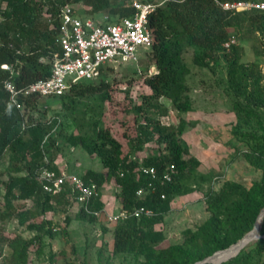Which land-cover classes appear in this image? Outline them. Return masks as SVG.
<instances>
[{
    "label": "trees",
    "instance_id": "obj_1",
    "mask_svg": "<svg viewBox=\"0 0 264 264\" xmlns=\"http://www.w3.org/2000/svg\"><path fill=\"white\" fill-rule=\"evenodd\" d=\"M157 1H148L155 5L148 16L154 40L148 52L143 53L147 54L143 83L149 92L141 96L140 103L133 105L131 111L134 116H144L152 123L151 131L147 125L144 126V134L155 137L154 142L162 149L143 165L154 167L158 176L167 166L174 165L176 174L172 182L164 185L156 182L154 190L146 191L142 198L136 197L135 192L139 188H147L148 178H136V165L128 155L123 154L121 143L107 129L100 127L103 105L111 99V84L105 77L112 68H106L96 80L81 81L71 86L66 93L54 99L60 100L61 108L72 117L73 122L77 117L82 123L86 120L89 133L87 131L85 135L76 137L73 144L88 155H97L101 162L103 171L88 170L80 178L86 183L94 182L98 188L113 180L121 189L119 200L123 209L144 206L155 212L151 218H130L111 224L115 225L112 231L113 255L130 256L138 264H196L242 239L253 229L264 208L263 76L256 74L253 64L240 62L241 46L233 44L228 51L223 47V43L234 37L229 35V29L235 28L241 19L264 31V12L232 13L220 6L224 2L241 0ZM78 3L89 8L87 11L76 8L84 18L96 19V15L129 18L133 13L128 5L112 6L106 0H0V158L3 153L7 154L13 159L12 172L25 173L23 177L12 176L7 181L0 179V187L4 186L8 196L16 189L21 198L38 199L37 203L41 202L43 207L52 198L68 194L51 196L43 192L36 179L38 172L44 168L55 175L61 173L55 164L58 149L52 139L56 123L34 121L31 115H27L42 104L39 97L20 98L23 111L9 105L4 83L11 82L20 90L49 76L53 57L61 52L56 43L60 9ZM188 48L194 50L193 64L202 68H213L211 65L222 53L230 88L238 98H246L236 102L237 116L257 123V130L249 135L255 148L244 157L250 166L260 170L261 178L248 188L234 181H225L217 191H208L205 200L208 216L205 221L195 229L185 230L180 243L170 244L154 226L171 210L175 198L201 192L203 184L210 180L207 175L198 172L200 163L196 158L185 157L188 152L182 139L187 124L180 116L192 111L187 85L190 69L183 58ZM3 65L10 70L2 69ZM151 68L155 72L148 74ZM250 88L252 92L248 91ZM162 100L169 101L171 109L177 113V125L160 126L152 121L149 113H168L169 109ZM77 126L80 127V124L77 123ZM100 202L93 200L91 210L102 208ZM6 209L10 206L6 205ZM77 219L88 222L98 220L83 210L77 213ZM44 223L27 226L29 231L36 232L29 240L0 236V260L6 256L13 260V264H30L29 247L40 240V235L50 233ZM103 231L106 232V229L103 228ZM259 233L264 236V218ZM243 249L226 263L259 264V259L264 261V238L257 240L252 249ZM223 254L228 255L219 253L213 258ZM213 258L208 264H216Z\"/></svg>",
    "mask_w": 264,
    "mask_h": 264
},
{
    "label": "rangeland",
    "instance_id": "obj_2",
    "mask_svg": "<svg viewBox=\"0 0 264 264\" xmlns=\"http://www.w3.org/2000/svg\"><path fill=\"white\" fill-rule=\"evenodd\" d=\"M106 1L112 6H127L132 0ZM72 5L79 11L87 8L81 3ZM95 18L100 20L102 16L96 15ZM244 21L241 19L235 28L231 27L229 35H233L235 45L243 49L240 62L253 64L256 74L263 76L264 86V31ZM193 54L194 50L188 48L183 56L190 69L187 85L192 111L180 116L187 124L182 139L188 152L185 157L196 158L200 163L198 172L207 175L210 180L203 184L201 192L175 198L171 203V210L154 226L170 244L180 243L185 230L195 229L205 221L208 216L205 206L208 191H217L225 181H234L248 188L261 178L260 170L250 166L244 157V154H250L255 148L249 135L257 130V123L238 118L234 106L237 101L242 102L246 98H238L230 88L227 82V65L222 53L218 54L216 63L210 69L194 65ZM146 55H140L139 62H124L106 73L105 78L111 84V99L103 105L100 124V127L107 129L121 143L123 154L130 157L136 169L162 150L154 142L155 137L152 138L149 133L147 136L144 134V126L147 125L151 131L152 123L144 116H134L131 111L133 105L140 103L141 96L149 92L143 83ZM148 72L153 74L155 70L150 69ZM248 91L252 92V89ZM41 102L36 110L29 111L27 115H31L34 121H55L52 139L58 149L55 160L58 171L78 177L88 170L103 171L97 155H88L81 147L73 144L76 137L87 133L86 120L82 123L80 117H77L73 122L72 117L61 108L59 99L48 98ZM165 103L170 110V102ZM169 110L163 115L158 112L149 114L152 121L160 126L177 125V113L173 108ZM12 163L10 156L4 153L1 155L2 181H7L12 176L25 175L24 172L13 173ZM67 191L69 188H66ZM100 192L107 208H117L121 204V189L113 180L104 184ZM37 201L33 197H19L16 189L8 196L4 186L0 187V236L29 240L36 235V232L27 228L31 223L45 222V229H50L49 234L40 235V240L29 247L30 264H138L130 256H114L112 231L115 225H106L102 218L93 222L77 219V212L71 207L68 194L52 198L45 207ZM6 205L10 209H6ZM255 242L248 244L243 250L252 249ZM228 256L230 254H223L213 260L217 263L219 259ZM226 262L222 264H228ZM258 263L264 264V261L259 259ZM0 264H13V260L4 256Z\"/></svg>",
    "mask_w": 264,
    "mask_h": 264
},
{
    "label": "built area",
    "instance_id": "obj_3",
    "mask_svg": "<svg viewBox=\"0 0 264 264\" xmlns=\"http://www.w3.org/2000/svg\"><path fill=\"white\" fill-rule=\"evenodd\" d=\"M133 9L129 18L119 16H102L100 20L92 17H81L74 6L65 5L59 12L56 43L60 54L53 57L51 72L45 79L37 80L24 89L17 90L11 82L4 83L8 93V104L23 111L20 98L36 96L41 99L58 98L66 93L71 86L81 81H93L101 77L108 67L115 68L124 62H139L142 55L153 43V30L148 25V16L154 11L155 5L148 1L132 0L128 5ZM224 11L243 13L250 11L264 12V1H233L220 4ZM84 11L89 8H83ZM53 28V26H51ZM235 44L231 37L223 43L226 51ZM10 70L7 65L1 66ZM153 69V68H151ZM148 74H152L148 72ZM136 178H148L145 188H139L137 198L145 196L148 190H154L156 182L164 185L172 182L176 170L174 165L167 166L158 176L154 167L140 165L136 170ZM43 192L57 196L69 188V202L75 212L83 210L97 219L102 218L108 224L124 222L130 218H151L155 212L144 206L131 210L122 207L117 211H108L104 205L98 210H91L92 201H101V188L90 181L84 182L80 177L61 172L55 175L47 169H42L36 175ZM163 199L164 196L161 195ZM104 204V203H103Z\"/></svg>",
    "mask_w": 264,
    "mask_h": 264
},
{
    "label": "water",
    "instance_id": "obj_4",
    "mask_svg": "<svg viewBox=\"0 0 264 264\" xmlns=\"http://www.w3.org/2000/svg\"><path fill=\"white\" fill-rule=\"evenodd\" d=\"M263 218H264V208L260 211V213H259V215H258V217L256 219V222H255V225H254L253 229L248 234H246L242 239L237 241L235 244L229 246L227 249H224V250H221V251H217L214 254H212L211 256L205 258L203 261L198 262L196 264H208L209 261L214 256H216L217 254L223 253V252H228L229 250H231L233 248L234 251H233V253H232V255L230 257L224 258L223 260H220L219 262L216 263V264H222L223 262H226V261L236 257L239 254V252L244 247H246L248 244H250L251 242L257 241V240H259L261 238H264V236H261L260 233H259L260 232V228H261V223H260V225H258L259 221L263 220Z\"/></svg>",
    "mask_w": 264,
    "mask_h": 264
},
{
    "label": "crops",
    "instance_id": "obj_5",
    "mask_svg": "<svg viewBox=\"0 0 264 264\" xmlns=\"http://www.w3.org/2000/svg\"><path fill=\"white\" fill-rule=\"evenodd\" d=\"M165 101H167V100H162V102H163V103L165 104V106H166L167 103H165ZM167 102H168V101H167ZM102 187H103V186H102ZM102 187H101V188H102ZM190 195H191V194H190ZM57 196H59V195H57ZM57 196H56V197H57ZM183 197H184V196H183ZM101 199H102L101 202H103L104 205H105V202H104V200H103V196L101 197ZM172 204H173V203H172ZM172 204H171V208H172ZM70 205H71V204H70ZM105 206H106V205H105ZM121 207H122V205L120 204L117 208H114V207H113V208H107V207H106V208H107L108 211H113V210H114V211H115V210L117 211V210H118L119 208H121ZM77 213H78V212H77ZM102 220H103V219H102Z\"/></svg>",
    "mask_w": 264,
    "mask_h": 264
},
{
    "label": "bare ground",
    "instance_id": "obj_6",
    "mask_svg": "<svg viewBox=\"0 0 264 264\" xmlns=\"http://www.w3.org/2000/svg\"><path fill=\"white\" fill-rule=\"evenodd\" d=\"M261 221H262V220H261ZM261 221H259L258 225H260ZM251 243H252V242H251ZM233 251H234V249L232 248V249L229 250L228 252H223V253H228V254H230V256H231L232 253H233ZM230 256H228V257H230Z\"/></svg>",
    "mask_w": 264,
    "mask_h": 264
},
{
    "label": "clouds",
    "instance_id": "obj_7",
    "mask_svg": "<svg viewBox=\"0 0 264 264\" xmlns=\"http://www.w3.org/2000/svg\"><path fill=\"white\" fill-rule=\"evenodd\" d=\"M150 70V69H149Z\"/></svg>",
    "mask_w": 264,
    "mask_h": 264
}]
</instances>
